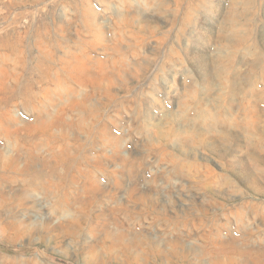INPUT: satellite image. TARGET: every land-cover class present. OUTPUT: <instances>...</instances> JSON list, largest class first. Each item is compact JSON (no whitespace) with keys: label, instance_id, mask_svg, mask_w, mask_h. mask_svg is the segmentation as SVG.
<instances>
[{"label":"rangeland","instance_id":"374dc122","mask_svg":"<svg viewBox=\"0 0 264 264\" xmlns=\"http://www.w3.org/2000/svg\"><path fill=\"white\" fill-rule=\"evenodd\" d=\"M17 260L264 264V0H0Z\"/></svg>","mask_w":264,"mask_h":264},{"label":"bare ground","instance_id":"6f19581e","mask_svg":"<svg viewBox=\"0 0 264 264\" xmlns=\"http://www.w3.org/2000/svg\"><path fill=\"white\" fill-rule=\"evenodd\" d=\"M9 225V224H8ZM16 260V259H15ZM23 262V261H21ZM24 263V262H23ZM13 264H20V262H18V260L16 262H14ZM28 264V263H27Z\"/></svg>","mask_w":264,"mask_h":264}]
</instances>
